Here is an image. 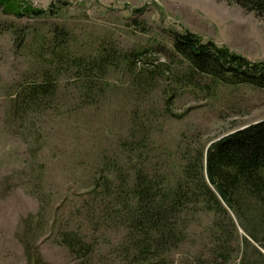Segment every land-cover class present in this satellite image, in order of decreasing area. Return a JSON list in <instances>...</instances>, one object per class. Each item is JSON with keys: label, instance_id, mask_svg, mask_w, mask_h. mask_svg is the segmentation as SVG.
Returning <instances> with one entry per match:
<instances>
[{"label": "rangeland", "instance_id": "rangeland-1", "mask_svg": "<svg viewBox=\"0 0 264 264\" xmlns=\"http://www.w3.org/2000/svg\"><path fill=\"white\" fill-rule=\"evenodd\" d=\"M22 1L39 8L53 3L56 10L36 18L0 10V264H33L36 255L45 264H78L56 242L57 228L81 205L102 159L115 155L118 138L143 129L152 153L173 165L186 145L206 146L264 118L263 90L191 74L171 49V33L191 32L250 61H264V19L223 0ZM54 26L68 33L78 52L91 53L107 41L126 55L141 52L145 64H161L163 73L141 74L135 87L122 66L111 68L105 98L82 108H75V90L62 80L47 110L22 124L7 105L12 86L35 67L23 47L28 40L20 37L30 30L48 35ZM38 211L41 221L32 218L24 226L23 219ZM228 214L234 229L226 218L219 222L230 236L231 253L221 264H264V240L249 238ZM72 219L71 227L89 234L78 215ZM211 219L204 213L190 222L167 264H220L209 250ZM103 232L114 241L111 230L96 234ZM107 245L100 244L102 252Z\"/></svg>", "mask_w": 264, "mask_h": 264}, {"label": "trees", "instance_id": "trees-1", "mask_svg": "<svg viewBox=\"0 0 264 264\" xmlns=\"http://www.w3.org/2000/svg\"><path fill=\"white\" fill-rule=\"evenodd\" d=\"M223 1L264 19V0ZM0 10L17 18H36L55 14L56 7L53 3L39 8L22 0H0ZM48 33L35 36L30 30L20 37L24 43L28 40L23 47L28 48L35 67L12 86L7 105L10 116L22 124L47 110L62 80L75 90V108H82L105 98L111 68L122 66L135 87L141 86V74L152 78L163 73L161 64H145L141 52L126 55L101 41L84 54L72 47L62 27L54 26ZM170 42L191 74L214 83L264 91L263 60L250 61L210 40L203 42L191 32H173ZM115 147V155L103 158L94 172L76 215L72 213L70 221L57 228L56 242L78 264H167L171 251L185 240L190 222L204 213L212 216L206 232L215 262L221 264L230 257V236L219 222L226 218L234 229L228 213L249 238L264 240V118L206 146L186 145L173 165L152 153L154 148L143 129H130ZM77 215L89 234L81 227H71ZM32 218L39 223L41 212L23 219L24 226ZM110 230L116 234L114 241L106 239L105 232L96 234ZM100 244H108L106 252ZM261 246L264 249V243ZM26 252L28 256V249ZM32 263L45 264L37 255Z\"/></svg>", "mask_w": 264, "mask_h": 264}]
</instances>
